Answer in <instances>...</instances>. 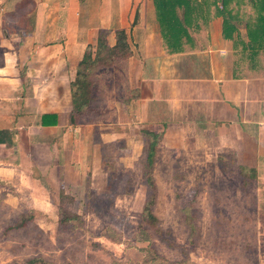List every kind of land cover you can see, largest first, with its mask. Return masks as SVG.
<instances>
[{
    "label": "crops",
    "instance_id": "1",
    "mask_svg": "<svg viewBox=\"0 0 264 264\" xmlns=\"http://www.w3.org/2000/svg\"><path fill=\"white\" fill-rule=\"evenodd\" d=\"M37 2L0 0V132L12 139L11 145L0 144V181L20 174L29 179L33 170L49 178L55 157V167L66 169L60 157L78 148L82 126L69 122L70 83L88 46L102 62V34L104 66L96 69L106 77L102 106L116 109L114 121L123 135H215L248 168L264 156V53L258 64L244 60L235 42L248 41L245 26L231 40L223 35L222 18L200 20L190 30L192 44L169 54L154 0ZM120 30L128 35L132 55L117 69L111 58ZM119 74L124 94L134 92V100H117ZM56 113L52 124H41L44 114ZM67 166L75 169L73 162Z\"/></svg>",
    "mask_w": 264,
    "mask_h": 264
},
{
    "label": "rangeland",
    "instance_id": "2",
    "mask_svg": "<svg viewBox=\"0 0 264 264\" xmlns=\"http://www.w3.org/2000/svg\"><path fill=\"white\" fill-rule=\"evenodd\" d=\"M98 93L103 107L104 92ZM114 119L115 127L80 126L78 148L68 147L64 157L75 169L55 167V157L49 178L33 170L29 179L0 181V264L35 257L47 264H264V156L250 179L225 140L165 135L153 172L159 221L144 226L149 240L143 241L139 228L150 195L144 142L123 135ZM60 208L82 222L60 226Z\"/></svg>",
    "mask_w": 264,
    "mask_h": 264
},
{
    "label": "trees",
    "instance_id": "3",
    "mask_svg": "<svg viewBox=\"0 0 264 264\" xmlns=\"http://www.w3.org/2000/svg\"><path fill=\"white\" fill-rule=\"evenodd\" d=\"M154 6L161 36L169 54L184 52L186 50L185 45L192 41L190 30H195L194 27L198 26L200 20L211 21L216 17L223 19V35L227 39L235 40L234 36L236 35L240 38L239 27L244 24L248 41L241 44L235 42V46L236 48L239 45L242 46L241 50L244 53L245 61L250 62L252 65L254 63L258 64L260 56L264 53V0H154ZM247 12H250V15H245ZM98 52H100L102 62L94 59L93 47L88 46L83 58L77 65L75 78L70 83L72 110L68 116L72 125L85 126L88 124L110 123L115 118L116 109L105 106L100 107L98 103V88L104 92V81L106 82V77L97 75L96 70L99 69V66L100 68L104 66L103 34L99 38ZM131 55L132 51L127 33L124 30L117 31L116 42L112 48L111 62L113 66L120 69L122 65L126 64ZM115 81L119 88L118 93H116L117 100L125 102L136 98V94L130 90L127 91V94L126 92L124 94V91H126L124 77L119 74L115 77ZM57 115V113L44 114L41 124L46 123L45 119H48L52 124L49 119L57 118ZM2 133L4 132H0V144L11 145L10 135H2ZM141 137L144 142L142 163L145 172V183L150 195L142 209L143 222L139 228V240L148 241L149 236L145 229L146 225L153 227L159 221L153 211L157 202V184L153 172L164 135L150 130H142ZM61 159L62 161H60ZM60 160L62 163L64 157H60ZM239 169L240 173L246 177L256 178V169L245 166H240ZM60 213L62 214V217L58 220L60 226L82 222L77 214L66 212L62 208H60L58 215ZM30 218L26 217L22 226H25L24 224L31 220ZM191 229L194 230L192 225ZM107 231L111 232L109 229ZM110 238H115V235H110ZM146 252L148 256H151L154 249L148 248ZM39 263L47 264L42 257H35L26 261V264ZM147 264L149 263L147 262Z\"/></svg>",
    "mask_w": 264,
    "mask_h": 264
}]
</instances>
